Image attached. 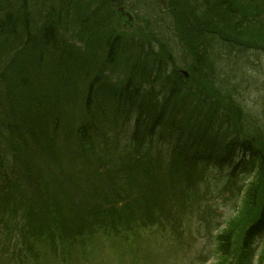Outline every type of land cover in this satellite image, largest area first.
<instances>
[{"label":"rangeland","instance_id":"obj_1","mask_svg":"<svg viewBox=\"0 0 264 264\" xmlns=\"http://www.w3.org/2000/svg\"><path fill=\"white\" fill-rule=\"evenodd\" d=\"M3 1L5 7L9 8L6 2L9 5L10 0ZM123 2L126 11L134 16L132 22L116 14V8H112L110 4L104 12L105 4L101 0L35 1L31 10L38 4V12H44L45 15L43 23L49 17L48 9L51 5L58 13L63 9L62 18L59 20L61 36L73 46H84L90 66L86 76H82L81 70L75 68L70 77L61 78L48 75L52 63H45L41 67L42 76L39 79L29 76L24 79L32 83L38 96L54 86L55 89H50L49 94H57L59 98H34L30 96L32 92L25 94L26 90L18 87L17 93L22 97L23 104L45 108L47 104L59 99L70 101L71 107L67 112L63 106L58 107V112L63 110L60 114L68 120L71 117L76 118L75 111L80 112L84 101L83 87L87 84L88 88L89 78L94 76L93 74L98 73V76L104 79L103 82L124 85L131 74L132 66L141 56V46L149 42L156 43L155 38L144 26L142 16L146 15L154 20L150 15L151 7L154 6L156 12L160 13H163L164 8L160 0ZM46 3L50 5L43 9ZM61 3L65 4V7L61 8ZM25 10L26 8L21 10L22 14ZM111 11L110 21L104 17L109 16ZM163 15L169 16L166 12ZM91 16L98 23L96 29L86 23ZM35 21L40 23L37 18ZM157 28L165 31L162 25ZM35 30L33 27L32 32ZM94 32L103 34L104 40H112L115 36L123 40V50L119 53L117 63L105 71L102 44L96 47L94 40H91L89 45L84 42L88 34ZM30 56L17 60L18 67L29 63L33 59ZM39 57L38 53L36 58ZM252 59H256L258 67L252 70V66H249L251 68L244 75L245 78L241 73L238 74L241 81L239 98L249 114L264 120V55L260 54ZM135 76L138 81L137 74ZM70 92L74 98L73 102L68 95ZM96 96L98 101L106 105L99 112L97 110L98 115L100 116V112L106 108L108 114L113 105L111 97L105 93ZM223 99L226 105L234 103L232 98ZM78 116L77 121L68 120L71 125L68 139L66 136L59 137L56 149L59 154L68 152L69 159L73 160V168H81V162L86 164L81 176L76 180L58 169L54 155L56 150L51 149L50 154L48 151L47 154H41L22 148L20 153L26 152L23 153L24 157L12 155L17 146L1 123L5 121L0 116V177H3L8 168L10 176H13L10 180H5L11 183L12 198L7 204H0L3 206L0 210V264H224L216 235L219 230L224 229L230 219L233 222L238 213L235 207L241 197L238 184L232 183L231 187L222 188L226 186V180L216 183L212 178L215 176L213 172L203 165L199 168L203 170L198 171L199 175L193 173L184 175L183 178L171 166L173 156L169 160L166 159L167 149L163 145L152 140L136 145L130 142L127 136H116L107 129L90 136L94 126L87 121H93L97 114L89 118L83 109ZM98 119L102 122L100 117ZM231 120H234V123L239 122L232 117ZM75 123H85L93 140L84 145L79 138V127L74 130ZM28 144L32 145V150L36 149L32 139ZM161 149V154H158ZM24 159L28 167L24 165ZM143 160L145 162L142 164ZM95 172L107 174L111 179V186L107 188V180L98 193L93 192L97 185L93 182ZM205 173L213 175L203 178ZM249 175L248 172L241 178L242 184L247 185ZM148 179L149 185H146ZM14 183L17 184L16 187ZM3 185L4 183L0 184V189ZM132 187H143L147 200L142 198L140 204ZM65 188L72 189L75 195L73 208L80 210L78 217L82 218V223L85 224L81 228L76 226L74 216H66L69 213L64 214L61 210L63 203L58 197L69 190ZM55 189H60L56 194L58 197L54 193ZM51 207L56 208L59 219L69 218L70 234L68 230L62 229L60 223H55L54 216L49 218ZM24 217L26 220L22 225ZM246 219L247 216L241 218L239 213L233 224L238 225ZM91 243L94 247H91ZM96 252L101 255H95Z\"/></svg>","mask_w":264,"mask_h":264},{"label":"trees","instance_id":"obj_2","mask_svg":"<svg viewBox=\"0 0 264 264\" xmlns=\"http://www.w3.org/2000/svg\"><path fill=\"white\" fill-rule=\"evenodd\" d=\"M16 2L17 1L15 0L14 4ZM171 2L173 4V16L178 17V25L182 28V33L179 36H181L184 43L191 46L190 49L193 51L194 57H199V54L202 55L200 45L202 39L206 38L205 33L207 34L210 28L211 32H227L236 38H247L251 42L257 41L264 43V24H257L261 21V15L259 12L263 14L260 6H251L249 2L248 4H245L243 1L239 0H171ZM30 3L31 0H28V4ZM14 4L12 3L10 6H13ZM3 7L2 3H0V14L4 11ZM17 7L18 4L14 5L12 10H16ZM26 35L27 32L25 28H23L20 20L16 19L12 14L7 13L4 21L0 18V52L3 51V47L5 46L10 48L15 47L16 40L24 41ZM58 38V31L55 30L53 25L52 27L47 28V30H43V32L37 36V46L32 48V50H43L46 60L54 59L56 57L58 58L60 53L54 49L55 45L57 48H59L61 45V41H58ZM103 41L105 43L103 50H108L110 60H113V56L117 57L121 50H123V40H120V38H116V41L113 43H111V40L107 41L103 39ZM158 42L160 48H165L161 40H158ZM227 45L230 47L234 46L232 41L228 42ZM156 49L158 48L152 46L143 50L145 51V58H147V60H145V65L149 64V68L151 70H155V77L152 79V75L148 71L147 76L144 74L142 75V80L148 81L149 86L147 89H150L153 92V95L145 96L144 94L147 92V90H145L143 94H138L137 96H134L130 93L128 94L141 99L140 103L143 104L156 102V108L159 109L164 116L161 117L159 121L156 122V125L149 130L150 136L158 137V133L160 132L164 134V140L166 139L173 144L172 146L174 151H176L177 155H179L178 158H181L183 161L185 159L187 162L189 160V156L191 155L190 151L193 141L195 137H197L198 132L201 131L198 128V123H203L205 120L203 115L206 113V110L204 109L205 112L200 115L199 108H202L201 104L192 100V103L195 104L196 109L194 110V115H189L192 118L191 123L184 121L186 127L181 128V130L175 129V124L171 123L170 118L164 122V120L169 117L167 115H172V113L175 111L173 108L178 102L177 99L180 98V96L189 93L190 87L188 86L187 81L181 75H177L174 72L172 73L167 69L166 66L163 65V60L160 58L159 52L155 51ZM222 49H226V47L221 46V51L216 59H220L221 54L223 53ZM3 77L4 76H1V78ZM159 95H162L165 98V103L160 102L158 97ZM194 99L197 102L200 101L197 95H194ZM6 102L9 104L10 108L14 110L16 115H18L17 101L8 97ZM125 103L129 106V109H134L138 105L137 99L126 100ZM204 105L208 106L212 104L204 103ZM3 107H5V105ZM57 113L58 109L55 108L52 109L48 115L53 119L54 114ZM143 115L145 121L147 118V113L143 111ZM210 116H212V110L208 109L206 117ZM216 118L217 123L214 128L215 131H217L218 134L225 132V129L223 128L230 125H228L225 121L220 122L219 119H221V116L219 114H216ZM29 129H31V132L33 133L40 132L41 130L40 126L37 124H30L28 126V130ZM217 133L214 134L211 142L216 138L218 135ZM176 134H179L183 137L178 140L172 139L171 137L175 136ZM133 136L135 141L142 142L143 137L141 135L138 136L137 132H135ZM195 145L197 146L198 143ZM205 147L206 143L201 145L200 149L195 154L202 153ZM257 183H254L249 191V194L253 199V202L248 207L249 209L253 207V204L257 208L260 196L258 187L256 186ZM232 234L233 233L230 232V234H227V237L223 238L224 247L227 250H230V243L232 248L234 235ZM223 250L227 255L228 251L225 249Z\"/></svg>","mask_w":264,"mask_h":264},{"label":"bare ground","instance_id":"obj_3","mask_svg":"<svg viewBox=\"0 0 264 264\" xmlns=\"http://www.w3.org/2000/svg\"><path fill=\"white\" fill-rule=\"evenodd\" d=\"M107 58L109 59L108 56H107ZM107 58H105V61H106ZM113 58L116 60V57H115V56H113ZM116 61H117V60H116ZM73 119H75V118H74V117L68 118L69 121H70V120H73Z\"/></svg>","mask_w":264,"mask_h":264}]
</instances>
